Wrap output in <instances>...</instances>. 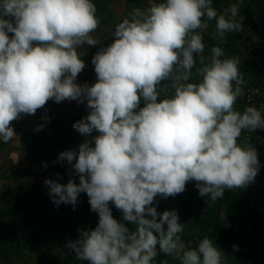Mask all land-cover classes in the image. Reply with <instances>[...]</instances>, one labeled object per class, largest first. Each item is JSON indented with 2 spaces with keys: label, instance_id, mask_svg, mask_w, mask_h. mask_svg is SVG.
Instances as JSON below:
<instances>
[{
  "label": "clouds",
  "instance_id": "1",
  "mask_svg": "<svg viewBox=\"0 0 264 264\" xmlns=\"http://www.w3.org/2000/svg\"><path fill=\"white\" fill-rule=\"evenodd\" d=\"M96 11L92 0H0V142L16 135L12 121L35 114L50 99L87 101L90 113L73 127L85 137L98 132L94 146L85 140L78 153L59 155L75 161L79 184L45 180L55 204L75 205L84 192L98 213L95 229L67 245L76 258L153 264L159 246L180 264H222L224 253L209 237L186 248L177 212L158 213L152 205L157 195L184 192L189 181L215 202L258 173L256 148L238 143L244 130L264 129L255 107L235 109L244 94L240 61L221 59L219 46L205 57L197 33L206 27L205 18L215 20L214 37L226 43V33L243 30L239 6L231 5L229 16L218 14L212 0H162L134 8L116 25L113 43L94 55L97 81L82 86L75 83L85 68L77 48L98 43L91 36L100 23ZM193 68L198 83L189 82ZM165 81L174 95L158 101ZM109 202L134 231L113 218Z\"/></svg>",
  "mask_w": 264,
  "mask_h": 264
},
{
  "label": "rangeland",
  "instance_id": "2",
  "mask_svg": "<svg viewBox=\"0 0 264 264\" xmlns=\"http://www.w3.org/2000/svg\"><path fill=\"white\" fill-rule=\"evenodd\" d=\"M254 1L256 0H221L214 8L218 14L229 16L227 9L233 4H238L240 16L244 18L243 30L240 32L245 34L242 35L240 43L243 49L250 47L255 50L257 60L260 61V57L264 55V41L261 39L263 20L256 15L252 24L244 13L246 4L254 7ZM159 2L162 0H104L107 9L96 11L100 23L96 31L91 33L98 43L94 46L85 43L77 48L85 68L78 74L75 83L82 86L93 85L97 76L88 53L98 52L113 43L116 25L124 18H130L134 8L147 9L151 4ZM240 16L236 19L239 20ZM205 23L206 27L198 29L197 33L214 34L216 21L205 20ZM8 35L11 38L13 33ZM223 52L221 59L233 58L230 53ZM88 62L89 65H86ZM258 70L262 76L264 68L259 66ZM249 102L264 117V89L256 90ZM54 103L55 100L50 99L35 114H21L19 119L11 122L16 135L7 143L0 142V264H85L84 260H78L75 252L67 247L69 242L80 238L82 227H77L78 231H75L71 238H67L62 227H58L66 220L84 222L81 211L86 206L87 199L81 192L75 206L71 207L68 203L57 205L49 195L50 189L45 180L51 179L66 185L71 179L78 185L79 174L72 166L75 161L72 164L66 160L61 161L59 155L65 151L78 153L79 146L85 140L89 141L90 146H94V137L99 133L94 130L85 137L76 130L73 133L58 135L52 129V119L60 113ZM63 106L65 110L83 119L91 111L87 107V101L79 103L77 100L65 99ZM143 106L144 101L141 99L140 107ZM38 126H41L40 130H37ZM262 146L261 149L256 148L259 169L254 181L242 188L226 189L223 197L215 202H211L210 197L200 201L199 195H196L198 198L194 200L189 199L191 188L188 182L185 191L180 194L167 198L160 195L155 197L152 206L156 207L158 213L175 210L179 222L185 224L180 235L186 248H197L196 239L200 242L207 236L224 253L222 264H255L256 260L264 261V219L258 220L259 223L255 227L250 217L251 210L264 216V140ZM51 160L54 166L50 164ZM56 169H59L61 174L56 172ZM231 204L234 206L233 243L231 249H226L212 238L211 233L214 231V224H229ZM87 205L91 207L90 203ZM108 206L113 218L127 227L122 212L111 202ZM11 208L18 210V215H9ZM38 226H43L44 232H40ZM86 231H89V227ZM157 252L164 254L159 251V246ZM153 264L160 263L153 261Z\"/></svg>",
  "mask_w": 264,
  "mask_h": 264
},
{
  "label": "trees",
  "instance_id": "3",
  "mask_svg": "<svg viewBox=\"0 0 264 264\" xmlns=\"http://www.w3.org/2000/svg\"><path fill=\"white\" fill-rule=\"evenodd\" d=\"M221 0H212V6L216 7ZM92 2L96 5L97 10H105L107 9L106 5L104 4V0H92ZM255 6H251V4H246L244 13L247 16V20L252 24H254L253 18L254 16L258 15L262 17L263 20V29H262V37L261 39L264 41V0H256L254 1ZM7 19V18H6ZM205 20H207L205 18ZM208 21V20H207ZM208 22H215V20H211ZM246 30V29H244ZM242 35H245L244 32H231V33H226L225 39L226 43H221L217 38L214 37V34L210 35H205L202 34V42L205 45L203 55L205 57L211 56V49L213 46H219L223 49V51H226L233 55V57L238 58L240 61L239 64V69L240 72L243 75V79L245 81V84L242 85L243 88V96L237 99V102L235 104V109L237 111H240L241 113L244 111V109L248 106H251V102H249L250 98L252 95H254V92L257 90H262L264 89V73L262 76L260 75V71L258 70L259 66H262L264 68V55L260 57V61L257 60L258 56L255 53V50H252L250 47L248 48H242V45L240 43ZM245 38V36H244ZM253 46H255L253 43H251ZM97 52H89L88 57L89 59H93L94 55ZM90 61V60H89ZM90 62L86 63V65H89ZM199 67V63H197V66ZM201 77L196 75V68L193 70V77L189 82L193 83H198L200 81ZM162 86H166V91L162 92L160 97H158V101L160 99L167 97H171L174 95V89L171 87V81H165L163 82ZM171 92L169 93V91ZM169 94V96H168ZM54 105L59 109V115L55 118L52 119V129L58 134V135H63V134H68V133H73L76 131V129L73 127V124L80 121L83 119L81 116H77L73 113H70L69 111L65 110L63 106V101L62 102H55ZM264 140V129L257 128L254 132L253 131H248L244 130L242 132L241 137L238 140V143L240 144H248L251 145L257 149H261L262 142ZM50 164H53V160L50 161ZM56 172L61 174V171L58 169L55 170ZM189 186L191 188V192L188 194V198L191 200H194L198 197L196 195H199L200 201H203L204 199L210 197L209 195L201 196L199 194V190L196 187L195 181H189ZM38 193V192H37ZM84 193V192H82ZM39 193L37 194V196ZM86 200V203H89V197L86 193H84ZM71 207L75 206L73 204L68 203ZM86 204L82 208V215L84 216L85 220L84 222H79L78 220L76 222H69V220H66L63 222L61 226L58 228L62 227V231L64 232V235L67 238H71L74 235L75 231H78L77 229L82 227V231H86V228L89 227L90 230H94L95 227L98 225L99 221V216L97 212H93L91 207H89ZM219 205V204H218ZM236 205V204H233ZM230 212H229V224L228 225H220V223L214 224V231L211 233L212 238L216 239V241L222 246L225 247L226 249H231L232 245V236H233V223H234V218H233V208L232 204L230 205ZM251 222L252 224L256 227V225L264 219V216L259 215L256 211L251 210ZM9 215H18V210L15 208H11V211ZM34 222L35 219H33ZM31 220V221H33ZM259 220V221H258ZM33 223V222H32ZM40 228V232L43 231V226H38ZM37 227V228H38ZM78 227V228H77ZM127 227H129L131 230H135V225H132L130 222H127ZM44 232V231H43ZM196 244H199V240L197 241L196 239ZM160 251V250H159ZM157 256L155 257L154 261L158 262L160 264H180L179 261H176L173 259L172 256H168L165 254H160L157 252ZM85 264H90L89 261L84 260ZM255 264H264V261L261 260H256Z\"/></svg>",
  "mask_w": 264,
  "mask_h": 264
}]
</instances>
